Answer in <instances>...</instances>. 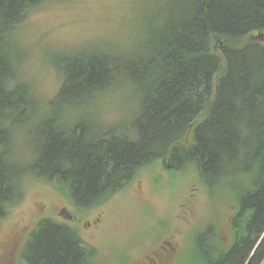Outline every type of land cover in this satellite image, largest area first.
<instances>
[{
  "label": "trees",
  "instance_id": "16d2710c",
  "mask_svg": "<svg viewBox=\"0 0 264 264\" xmlns=\"http://www.w3.org/2000/svg\"><path fill=\"white\" fill-rule=\"evenodd\" d=\"M45 1L0 0V220L21 201L28 175L67 184L74 205L88 210L160 160L169 170L189 165L235 207L230 248L208 249L203 261L263 264L264 0H134L115 41L55 57L60 88L44 108L18 66L17 32ZM117 93L132 94L133 120L96 130L87 107ZM70 111L83 115L57 125ZM22 130L27 163L16 150ZM96 255L72 227L41 219L21 259L93 264Z\"/></svg>",
  "mask_w": 264,
  "mask_h": 264
},
{
  "label": "rangeland",
  "instance_id": "374dc122",
  "mask_svg": "<svg viewBox=\"0 0 264 264\" xmlns=\"http://www.w3.org/2000/svg\"><path fill=\"white\" fill-rule=\"evenodd\" d=\"M132 1L47 0L29 15L17 32L24 53L18 66L44 108L60 88L55 57L60 52L104 48L105 41H115ZM131 95L98 98L87 107L88 123L103 131L130 123L137 106ZM82 115L66 112L64 120L56 123L68 128L73 117ZM17 138H21L17 155L27 163L32 157L27 133L22 130ZM27 177L21 201L0 220V264H25L22 250L41 219L75 229L97 250L93 264H211L209 258L203 261L205 251L224 253L239 232L235 222L231 225L235 207L227 192L208 189L189 165L169 170L162 161L153 162L124 191L88 210L74 205L67 184Z\"/></svg>",
  "mask_w": 264,
  "mask_h": 264
}]
</instances>
